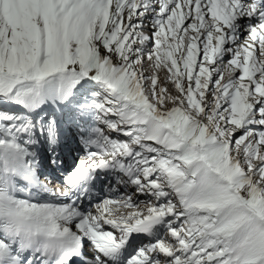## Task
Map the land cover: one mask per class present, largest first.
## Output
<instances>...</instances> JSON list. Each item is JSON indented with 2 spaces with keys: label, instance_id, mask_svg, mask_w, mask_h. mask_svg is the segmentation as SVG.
I'll list each match as a JSON object with an SVG mask.
<instances>
[{
  "label": "snow or ice",
  "instance_id": "6c2138e0",
  "mask_svg": "<svg viewBox=\"0 0 264 264\" xmlns=\"http://www.w3.org/2000/svg\"><path fill=\"white\" fill-rule=\"evenodd\" d=\"M0 264H264V0H0Z\"/></svg>",
  "mask_w": 264,
  "mask_h": 264
},
{
  "label": "rangeland",
  "instance_id": "374dc122",
  "mask_svg": "<svg viewBox=\"0 0 264 264\" xmlns=\"http://www.w3.org/2000/svg\"><path fill=\"white\" fill-rule=\"evenodd\" d=\"M160 75H161V77L163 78V75H164V74H163V73H161ZM168 87H169V88H171V85H168Z\"/></svg>",
  "mask_w": 264,
  "mask_h": 264
}]
</instances>
